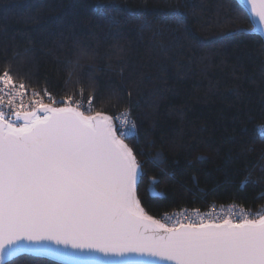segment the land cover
Returning <instances> with one entry per match:
<instances>
[{
	"label": "trees",
	"instance_id": "1",
	"mask_svg": "<svg viewBox=\"0 0 264 264\" xmlns=\"http://www.w3.org/2000/svg\"><path fill=\"white\" fill-rule=\"evenodd\" d=\"M168 7L182 23L164 22ZM245 17L235 0H0V73L85 107L92 95L111 116L129 109L136 136L125 142L149 215L210 204L262 213L264 43Z\"/></svg>",
	"mask_w": 264,
	"mask_h": 264
},
{
	"label": "snow or ice",
	"instance_id": "2",
	"mask_svg": "<svg viewBox=\"0 0 264 264\" xmlns=\"http://www.w3.org/2000/svg\"><path fill=\"white\" fill-rule=\"evenodd\" d=\"M247 2L264 32V0ZM109 7L97 5V12L107 14ZM164 10L175 12L165 23L183 22L179 8ZM127 96L130 101L132 92ZM93 99L89 95L87 107L73 94L57 100L46 88L30 90L27 78L10 67L0 73V264H23V254L32 264H45L47 257L94 264H264V213L193 209L187 222L185 212L175 220L149 215L138 196L142 164L125 142L136 136L130 110L113 117L94 111ZM156 183L153 178L150 186Z\"/></svg>",
	"mask_w": 264,
	"mask_h": 264
},
{
	"label": "built area",
	"instance_id": "3",
	"mask_svg": "<svg viewBox=\"0 0 264 264\" xmlns=\"http://www.w3.org/2000/svg\"><path fill=\"white\" fill-rule=\"evenodd\" d=\"M28 99H29V97H25V102L26 103H27ZM56 99L60 100L62 98H56ZM45 102H48V101L45 100ZM120 115H121V113L120 114H116L113 117H119ZM117 123H119V121H117ZM129 128H130V126L126 127L124 130L128 131ZM233 205H235V204H227V205H224V206H216L214 204H210L206 208L200 209V212H201V214H203V213H207L209 211H213L214 210L218 214H223L224 212H227V210L229 208H232V210L236 211V212L240 211L241 208L244 209L245 211L249 212L248 209H246V208H244L242 206H239V205H235V207L233 208L232 207ZM192 210L193 209H186V208L175 209V210L164 212V213L160 214L159 217H156V219L163 220L166 216H172L173 220H175L178 217L179 213L185 212L186 216L184 218V222H187V218H189V216H191Z\"/></svg>",
	"mask_w": 264,
	"mask_h": 264
},
{
	"label": "water",
	"instance_id": "4",
	"mask_svg": "<svg viewBox=\"0 0 264 264\" xmlns=\"http://www.w3.org/2000/svg\"><path fill=\"white\" fill-rule=\"evenodd\" d=\"M235 1L244 10V12L248 16L249 20L252 21L251 27L253 25H255V29H256L255 31H249V30H244V31L245 32H249V33H253V34H257L262 40H264V32H262L260 30L259 24L254 19H252V14H251V11H250V6H249L247 0H235ZM262 213H264V210H263ZM23 255H28V254H23ZM44 259H48L50 261H54V262L60 263V264H94V262H85V261H80V260L73 259V258H53V257H47V258H44ZM146 259H151V258H146Z\"/></svg>",
	"mask_w": 264,
	"mask_h": 264
}]
</instances>
